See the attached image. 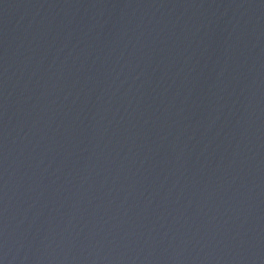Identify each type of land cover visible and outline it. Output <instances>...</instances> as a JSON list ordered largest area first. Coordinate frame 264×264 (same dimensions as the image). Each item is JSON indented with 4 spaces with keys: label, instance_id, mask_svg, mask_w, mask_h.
Wrapping results in <instances>:
<instances>
[{
    "label": "water",
    "instance_id": "water-1",
    "mask_svg": "<svg viewBox=\"0 0 264 264\" xmlns=\"http://www.w3.org/2000/svg\"><path fill=\"white\" fill-rule=\"evenodd\" d=\"M0 264H264V0H0Z\"/></svg>",
    "mask_w": 264,
    "mask_h": 264
}]
</instances>
